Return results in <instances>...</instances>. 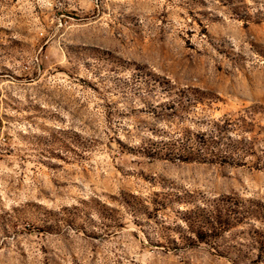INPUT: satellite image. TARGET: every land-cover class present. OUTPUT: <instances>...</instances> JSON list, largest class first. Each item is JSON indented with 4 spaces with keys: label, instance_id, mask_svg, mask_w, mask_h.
I'll return each instance as SVG.
<instances>
[{
    "label": "rangeland",
    "instance_id": "obj_1",
    "mask_svg": "<svg viewBox=\"0 0 264 264\" xmlns=\"http://www.w3.org/2000/svg\"><path fill=\"white\" fill-rule=\"evenodd\" d=\"M0 264H264V0H0Z\"/></svg>",
    "mask_w": 264,
    "mask_h": 264
}]
</instances>
